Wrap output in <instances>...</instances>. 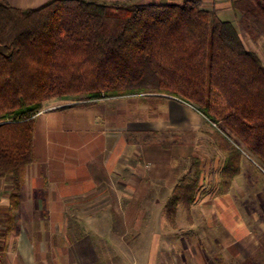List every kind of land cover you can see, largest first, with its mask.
I'll list each match as a JSON object with an SVG mask.
<instances>
[{"label":"trees","instance_id":"trees-1","mask_svg":"<svg viewBox=\"0 0 264 264\" xmlns=\"http://www.w3.org/2000/svg\"><path fill=\"white\" fill-rule=\"evenodd\" d=\"M232 8L264 25V0H237ZM143 92L181 98L217 125L221 194L241 171L238 145L264 169V63L246 48L234 20L200 0H50L36 8L0 0V178H11L13 232L20 230L35 116L44 103L70 97L61 108L83 107ZM202 173L191 155L164 203L172 225L179 204L191 211Z\"/></svg>","mask_w":264,"mask_h":264},{"label":"rangeland","instance_id":"rangeland-1","mask_svg":"<svg viewBox=\"0 0 264 264\" xmlns=\"http://www.w3.org/2000/svg\"><path fill=\"white\" fill-rule=\"evenodd\" d=\"M234 21L246 48L256 52L264 63V25L238 12ZM103 98H109L114 105L127 100L131 105V195L126 198L95 194L65 199L68 212L64 214L63 224L67 225L45 230L44 235L53 238L50 245H34V252L29 246L28 254L26 246L18 248L9 238L4 243V220L0 214V264H73L66 263L67 255L79 248L78 241L76 245L63 246L58 244L59 237L82 238L80 242L92 240L94 253L99 257L96 264H198L196 259L203 256L210 259L209 263L222 264L217 257L216 239L220 231H226L223 223L234 220L241 222L260 244L249 264H264V169L259 161L242 146L243 172L233 178L228 197L219 201L224 207H232L231 220L228 214L205 213V206L216 204L222 195L219 183L224 155L214 143L212 133L216 126L192 103L178 97L160 99V95L143 92L101 97V101ZM143 98L148 108L139 104L138 100ZM161 100L163 102L159 103ZM71 103L70 97H55L46 101L43 109ZM190 155L201 160L202 179L191 211L188 213L185 206L179 204L175 225H172L163 204L168 198V186L173 184L170 180L187 172ZM134 163L138 168L134 169ZM143 170L150 176L164 174L162 188L144 194L141 177L146 174ZM204 193L209 196L203 198ZM27 217L24 231H29L31 237L37 233L41 237L43 231L37 229L41 228L46 215L33 212ZM234 224L229 226L234 227Z\"/></svg>","mask_w":264,"mask_h":264},{"label":"crops","instance_id":"crops-1","mask_svg":"<svg viewBox=\"0 0 264 264\" xmlns=\"http://www.w3.org/2000/svg\"><path fill=\"white\" fill-rule=\"evenodd\" d=\"M48 1L50 0H8L13 6L20 8H36ZM104 1L124 3L179 2V0ZM234 1L237 0H200L203 8L213 9L221 18L232 20L237 13L232 8ZM164 100L168 101L169 99ZM108 101L109 98H103L102 101L98 99L83 107L61 108L62 105H59L43 109L36 114L34 157L25 169L21 224L17 234L13 232L12 228H9L8 224L11 178H0V214L4 220V243H7L9 238V241L18 248L22 249V246L24 248L26 246L25 253L27 254L29 253V246H31L30 250L34 252L32 249L34 245H50L53 238L44 235V231L54 229L61 224L64 225V214L68 212L65 199L69 201V199L85 198L95 194L100 197L126 198L131 195V105L128 100L117 105L110 103V101L108 103ZM138 102L141 105H147L145 99H139ZM162 102L163 100L159 101V103ZM145 111L147 110L145 109ZM138 130H141L140 126ZM134 166V169L138 168L137 163H134ZM143 172L146 174L141 177L144 182V194L150 193L151 189H161L165 184L164 174L154 173L150 176L147 175V171L143 170ZM242 172L243 164L241 163L239 175ZM179 177L176 175L174 179L170 180L173 184L168 186L170 188L168 197ZM206 194H203L205 195L203 198L209 196ZM228 194L229 192L220 195L217 202L223 201L224 198L228 197ZM217 202L213 205L212 203L206 205L205 213L228 214L231 215L228 217L231 220L234 217L232 207L227 208L222 206V203L217 204ZM33 212L46 215L41 228L37 229V231L40 229L43 231L41 237L39 233L31 237L29 231H24V223H28L27 215ZM231 223H235L234 227L229 226ZM231 223L228 221L223 223L225 224V232L219 230L221 233L216 239L217 257L220 258L222 264L223 262H225L224 264H245L248 261L249 264L252 262L250 259H254L256 256L260 244L253 238L250 231L243 228L241 222L234 220ZM228 235H231L232 239L228 238ZM81 239L59 237L58 244L63 246L76 245L78 241L79 248L72 249L73 253L70 251L66 263L96 264L99 257L96 252L94 253V243L90 239L80 242ZM209 261L210 259H207L206 256L196 259L198 264H213Z\"/></svg>","mask_w":264,"mask_h":264},{"label":"built area","instance_id":"built-area-1","mask_svg":"<svg viewBox=\"0 0 264 264\" xmlns=\"http://www.w3.org/2000/svg\"><path fill=\"white\" fill-rule=\"evenodd\" d=\"M213 125L217 127V125H216L215 123H213ZM227 136L229 137V139H230L234 144L238 145V144L236 143V141H235L232 137H230L229 135H227ZM238 147H240L241 150H242V146L238 145ZM242 151H243V150H242Z\"/></svg>","mask_w":264,"mask_h":264}]
</instances>
